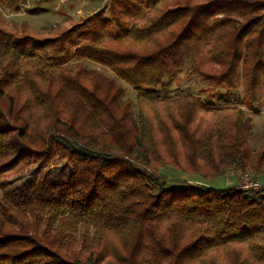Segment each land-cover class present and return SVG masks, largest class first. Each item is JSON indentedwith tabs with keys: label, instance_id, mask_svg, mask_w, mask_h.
Returning <instances> with one entry per match:
<instances>
[{
	"label": "trees",
	"instance_id": "1",
	"mask_svg": "<svg viewBox=\"0 0 264 264\" xmlns=\"http://www.w3.org/2000/svg\"><path fill=\"white\" fill-rule=\"evenodd\" d=\"M26 1L0 0V264H264V183L214 186L264 178L253 116L160 90L189 60L264 101V0H127L46 35L8 22Z\"/></svg>",
	"mask_w": 264,
	"mask_h": 264
},
{
	"label": "rangeland",
	"instance_id": "2",
	"mask_svg": "<svg viewBox=\"0 0 264 264\" xmlns=\"http://www.w3.org/2000/svg\"><path fill=\"white\" fill-rule=\"evenodd\" d=\"M126 2L127 0H27L18 14L6 13V16L12 26L17 25L21 29L24 26H28L33 33L46 35L47 30L52 27H60L64 30L73 28L102 11H105L106 18H111L113 7L117 5L120 8L126 5ZM117 32V28L113 27L109 32L110 37L108 39L113 38ZM56 62L67 66L76 62H83L87 69H98L106 76L114 77L119 84L125 87L126 98L136 100L137 93L135 89L100 64L88 60L75 59L70 57V55H64L59 60L57 59ZM190 65L191 63L188 60L177 76L167 79L166 86L160 88L162 94L174 95L189 92L207 101L242 107L254 119V129L250 135L251 147L257 157L264 153V101L259 104H253L246 95L242 83L236 90L211 85V83L192 75L189 72ZM225 99L228 101L227 103L222 102ZM51 170L55 175L67 172L65 163L61 160H58ZM246 175L253 176L260 181L259 188H249L246 191H259L263 186L264 182L262 179L264 178L261 175H256V172L251 168L247 171H241L238 174L232 173L229 177L221 178L214 183V186L217 188L236 186L242 189V183L245 182L243 177ZM32 179V173L26 172L12 178L10 186H18Z\"/></svg>",
	"mask_w": 264,
	"mask_h": 264
},
{
	"label": "built area",
	"instance_id": "3",
	"mask_svg": "<svg viewBox=\"0 0 264 264\" xmlns=\"http://www.w3.org/2000/svg\"><path fill=\"white\" fill-rule=\"evenodd\" d=\"M243 178L245 180V182L242 183L243 184V188H242L243 191H246L249 188H254V189L259 188L260 181L259 180H256L253 176L251 177L249 175H246Z\"/></svg>",
	"mask_w": 264,
	"mask_h": 264
}]
</instances>
